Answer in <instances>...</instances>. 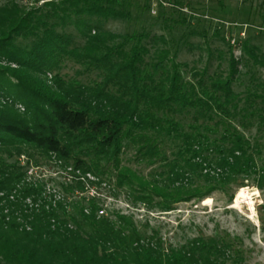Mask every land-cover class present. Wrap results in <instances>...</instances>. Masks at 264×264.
Instances as JSON below:
<instances>
[{"label":"trees","instance_id":"trees-1","mask_svg":"<svg viewBox=\"0 0 264 264\" xmlns=\"http://www.w3.org/2000/svg\"><path fill=\"white\" fill-rule=\"evenodd\" d=\"M97 5L66 0L48 5L46 17L7 21L0 52L17 69L0 70L1 92L12 106L0 108V264H229L234 251L222 238L199 236L170 245L148 224L106 213L100 193L125 191L137 205L170 213L240 179L254 177L264 191V166L258 163L264 151V109L258 102L263 98L233 91L238 63H230L225 80H206L207 72L179 63L164 38L163 47L149 46L144 37L96 29L82 48L71 49L58 22L71 19V9L87 17L113 16ZM51 18L57 21L52 26ZM14 36L32 41V47H17ZM245 52L264 66V55ZM65 59L94 77H60ZM49 74H55L51 86ZM252 130L255 137L247 138ZM166 140L176 148L169 158ZM126 149L150 167L161 162L164 170L140 176L122 164ZM21 156L49 160L63 171L61 182L47 191L23 180L12 161Z\"/></svg>","mask_w":264,"mask_h":264},{"label":"rangeland","instance_id":"rangeland-1","mask_svg":"<svg viewBox=\"0 0 264 264\" xmlns=\"http://www.w3.org/2000/svg\"><path fill=\"white\" fill-rule=\"evenodd\" d=\"M63 1L66 0H0V40L9 34L7 21L12 17H46L52 11L48 5ZM93 1L97 2L103 13L113 16L87 17L78 15L74 9L69 10L71 19L66 23L58 22L57 30L59 34L71 39V49L82 48L88 32L96 29L115 35L144 37V44L149 46L157 43L158 47H163L160 41L164 38L166 47L177 56V61L200 74L207 72L206 80L216 75L224 76L225 80L230 74V63H238V74L231 85L233 91L243 96L257 95L264 100V66L256 65L251 59L252 55L245 52L246 48H250L258 56L264 55V19L261 18L264 0ZM164 1L167 6L162 5ZM82 8L85 7L79 5L78 10ZM48 21L50 26L57 22L52 18ZM232 40H236L238 48L231 46ZM13 43L23 49L32 47V41L17 36H14ZM60 68L58 75L68 80L86 82L94 77L69 59H65ZM15 69L16 64L0 52V70ZM54 76L49 74L46 79L50 86L53 85L51 82ZM2 78L0 75V80ZM188 80L193 81V77L188 76ZM9 82L16 84L13 80ZM5 100L0 87V108L12 107ZM258 102L264 109V101L263 104ZM15 110L23 112L20 106H16ZM255 134L256 130L245 132L247 138H253ZM164 145V153L169 158L176 151L175 145L168 140ZM261 160L258 163L262 168L264 151ZM12 161L21 168L23 180L40 183L47 191L60 183L59 177L64 174L44 158L34 160L21 156ZM121 161L124 166L145 178L164 170L161 162L150 167L137 160L132 149L125 150ZM247 179H240L230 187L215 191L205 200L181 203L170 213L137 205L125 191L117 192L108 188L101 191L100 196L106 213L132 216L138 225L143 227L148 224L150 229L158 231L170 245L180 247L199 236L206 239L219 237L234 251V261L229 264H264V191L256 187L254 177ZM243 190L250 194L252 206L235 204ZM4 204H0V210Z\"/></svg>","mask_w":264,"mask_h":264},{"label":"bare ground","instance_id":"bare-ground-1","mask_svg":"<svg viewBox=\"0 0 264 264\" xmlns=\"http://www.w3.org/2000/svg\"><path fill=\"white\" fill-rule=\"evenodd\" d=\"M235 204L237 206H240L242 204H248V205L252 206L253 205V201H252V199L250 197V194L247 193L245 190H243L237 196ZM237 208H239V207H237Z\"/></svg>","mask_w":264,"mask_h":264},{"label":"built area","instance_id":"built-area-1","mask_svg":"<svg viewBox=\"0 0 264 264\" xmlns=\"http://www.w3.org/2000/svg\"><path fill=\"white\" fill-rule=\"evenodd\" d=\"M162 5H163V6H167V4L165 3V1L162 2ZM241 36H242V37H245L244 34H242ZM231 46H232L233 48H235V49L239 47V46H238V43L236 42V40H232V41H231Z\"/></svg>","mask_w":264,"mask_h":264}]
</instances>
